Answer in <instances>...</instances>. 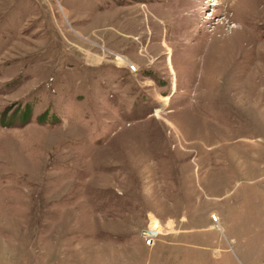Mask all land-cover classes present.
<instances>
[{
	"label": "rangeland",
	"instance_id": "1",
	"mask_svg": "<svg viewBox=\"0 0 264 264\" xmlns=\"http://www.w3.org/2000/svg\"><path fill=\"white\" fill-rule=\"evenodd\" d=\"M0 264H264V0H0Z\"/></svg>",
	"mask_w": 264,
	"mask_h": 264
},
{
	"label": "built area",
	"instance_id": "2",
	"mask_svg": "<svg viewBox=\"0 0 264 264\" xmlns=\"http://www.w3.org/2000/svg\"><path fill=\"white\" fill-rule=\"evenodd\" d=\"M161 228L162 226L158 221L152 220V223H150L148 229L145 232H143V238L146 240L147 244L151 245V238L153 239L156 236V234L160 233Z\"/></svg>",
	"mask_w": 264,
	"mask_h": 264
},
{
	"label": "trees",
	"instance_id": "3",
	"mask_svg": "<svg viewBox=\"0 0 264 264\" xmlns=\"http://www.w3.org/2000/svg\"><path fill=\"white\" fill-rule=\"evenodd\" d=\"M22 114H24V115H23V116H24V120H27V119H28V116H29V112H28L27 114H25V113L23 112Z\"/></svg>",
	"mask_w": 264,
	"mask_h": 264
}]
</instances>
